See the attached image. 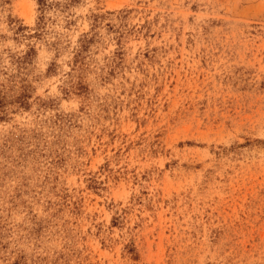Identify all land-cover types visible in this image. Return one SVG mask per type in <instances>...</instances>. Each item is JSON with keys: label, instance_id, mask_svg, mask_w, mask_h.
Returning a JSON list of instances; mask_svg holds the SVG:
<instances>
[{"label": "rangeland", "instance_id": "1", "mask_svg": "<svg viewBox=\"0 0 264 264\" xmlns=\"http://www.w3.org/2000/svg\"><path fill=\"white\" fill-rule=\"evenodd\" d=\"M0 0V264H264V0Z\"/></svg>", "mask_w": 264, "mask_h": 264}, {"label": "trees", "instance_id": "2", "mask_svg": "<svg viewBox=\"0 0 264 264\" xmlns=\"http://www.w3.org/2000/svg\"><path fill=\"white\" fill-rule=\"evenodd\" d=\"M39 2H40V1L38 0V5H39Z\"/></svg>", "mask_w": 264, "mask_h": 264}]
</instances>
